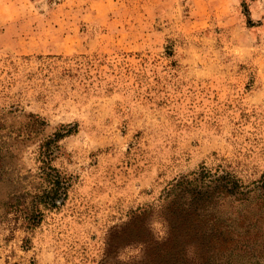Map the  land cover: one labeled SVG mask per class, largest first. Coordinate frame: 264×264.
<instances>
[{"label":"rangeland","instance_id":"374dc122","mask_svg":"<svg viewBox=\"0 0 264 264\" xmlns=\"http://www.w3.org/2000/svg\"><path fill=\"white\" fill-rule=\"evenodd\" d=\"M225 171L264 264V0H0V264L127 260L138 209L162 236L167 191Z\"/></svg>","mask_w":264,"mask_h":264},{"label":"trees","instance_id":"16d2710c","mask_svg":"<svg viewBox=\"0 0 264 264\" xmlns=\"http://www.w3.org/2000/svg\"><path fill=\"white\" fill-rule=\"evenodd\" d=\"M202 171L204 176H210L209 171L204 168ZM223 174L216 175L197 191L190 189L189 181H179L167 191L164 203L156 211L162 236L155 235L149 223L155 209L150 206L138 209L129 221L135 230L134 237L126 243L137 248L138 253L113 263L112 260L117 259L116 243L107 240L100 264H210L211 257L218 254L225 258L221 264H238L233 256L250 248L243 241V233L249 231V225L237 224L236 219L233 222L221 220L216 207L226 201L241 203L247 199L240 196L243 194L239 190L240 181L231 173ZM47 183L46 197L55 204L60 180L50 175ZM31 215L24 218L28 227L36 224Z\"/></svg>","mask_w":264,"mask_h":264}]
</instances>
